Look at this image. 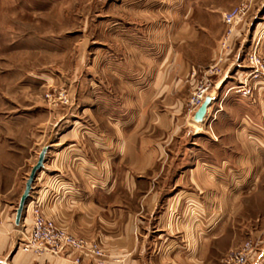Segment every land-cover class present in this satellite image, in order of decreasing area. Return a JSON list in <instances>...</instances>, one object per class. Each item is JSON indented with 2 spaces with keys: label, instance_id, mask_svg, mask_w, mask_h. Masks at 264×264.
Returning <instances> with one entry per match:
<instances>
[{
  "label": "crops",
  "instance_id": "0c3cea01",
  "mask_svg": "<svg viewBox=\"0 0 264 264\" xmlns=\"http://www.w3.org/2000/svg\"><path fill=\"white\" fill-rule=\"evenodd\" d=\"M198 1L184 15L216 17V24L192 18L178 26L172 70L166 60L163 69L158 63L115 89H83L75 73L68 76L72 100L64 109L45 97L48 84L61 82L48 70L10 89L11 98L23 93L25 102L0 115V264H77L78 252L18 248L37 201L59 227L103 249L104 257L80 264H220L226 210L240 207L237 177L264 165V83L249 98L235 91L246 49L261 40L264 54V0H255V25L245 20L234 31L221 75L208 72L224 37L220 17L242 0ZM206 82L215 99L197 124L189 99ZM44 150V167L17 224L24 176ZM263 258L264 247L250 264Z\"/></svg>",
  "mask_w": 264,
  "mask_h": 264
},
{
  "label": "rangeland",
  "instance_id": "374dc122",
  "mask_svg": "<svg viewBox=\"0 0 264 264\" xmlns=\"http://www.w3.org/2000/svg\"><path fill=\"white\" fill-rule=\"evenodd\" d=\"M247 1L242 0L231 6L224 14ZM192 2L0 0V115H8L9 107L24 104L22 92L19 97L11 98L9 91L20 90L30 84L34 71L48 70L61 81L48 84L46 92L49 91L48 94L52 93L55 97L61 91L67 92L69 104L55 106L47 98L48 94L45 97L51 107L64 109L71 105L69 84L73 81L69 80V84L67 82L75 73L83 89L95 86L115 89L121 87L124 78L154 72L158 63L163 69L166 60H171L168 68L172 70V39L178 26L192 18L202 19V22L213 26L216 24V17L212 16L186 17L184 11L190 8ZM219 2L230 5L232 0ZM255 2L249 1L248 12L234 27V31L248 20L255 25L254 19L252 21L250 18L258 8ZM200 3L207 4V1L199 0ZM224 14L220 17L224 37L218 43L217 50V59L222 58V61L231 55L234 34L230 37L228 49L223 50L221 44L229 29L223 21ZM260 41L251 43L243 55V61L254 47L264 56L259 50ZM4 149L7 151L8 146ZM237 180L240 190L235 193L239 195L240 207L229 213L226 210L225 236L221 241L225 250L220 264H223L224 256L247 241L258 243L260 248L264 247V165L260 166L255 175L242 174ZM260 264H264V258Z\"/></svg>",
  "mask_w": 264,
  "mask_h": 264
},
{
  "label": "built area",
  "instance_id": "2783aa9c",
  "mask_svg": "<svg viewBox=\"0 0 264 264\" xmlns=\"http://www.w3.org/2000/svg\"><path fill=\"white\" fill-rule=\"evenodd\" d=\"M249 1L242 3L232 11L223 16L224 23L229 27L228 35L222 42V49H228L230 37L234 32V27L242 21L249 9ZM220 58L208 72L211 74H221ZM245 72L243 80L236 87L235 91L242 97H251L255 91L256 83H264V56L257 47L247 54L243 65ZM210 83L201 84L189 99V112L195 114L205 100L210 90ZM48 99L55 105H68L70 98L67 92L61 91L57 97L52 93L48 94ZM18 248L25 253L63 255L69 251L78 252L81 255L74 262L80 264L87 257L102 258L105 256L103 249L95 242H89L73 233L59 227L53 220L47 218L42 212V206L37 201L32 209V221L29 227L21 232V239ZM261 248L258 243L247 241L240 247L232 250L223 258V264H250L259 254Z\"/></svg>",
  "mask_w": 264,
  "mask_h": 264
},
{
  "label": "water",
  "instance_id": "95a60500",
  "mask_svg": "<svg viewBox=\"0 0 264 264\" xmlns=\"http://www.w3.org/2000/svg\"><path fill=\"white\" fill-rule=\"evenodd\" d=\"M214 99L215 98H214L213 94L209 93L206 95L204 102L202 103V105L199 107V109L195 112V114L193 116V121L195 123L201 124L204 122V120L207 116L208 108L211 106ZM45 155H46V150L42 151L37 164L32 169V171L29 175V178H28L27 183H26L25 191H24V193L20 199L19 207L17 209V216H16V223L17 224H20V222H21V219H22V216H23V213L25 210V206H26V203L30 197L36 176H37L38 172L41 171L42 168L44 167Z\"/></svg>",
  "mask_w": 264,
  "mask_h": 264
}]
</instances>
